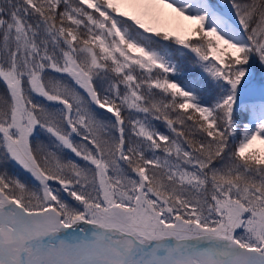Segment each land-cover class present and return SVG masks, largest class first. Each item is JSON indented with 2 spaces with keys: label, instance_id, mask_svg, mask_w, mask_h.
<instances>
[{
  "label": "snow or ice",
  "instance_id": "obj_1",
  "mask_svg": "<svg viewBox=\"0 0 264 264\" xmlns=\"http://www.w3.org/2000/svg\"><path fill=\"white\" fill-rule=\"evenodd\" d=\"M0 264H264V0H0Z\"/></svg>",
  "mask_w": 264,
  "mask_h": 264
},
{
  "label": "trees",
  "instance_id": "obj_2",
  "mask_svg": "<svg viewBox=\"0 0 264 264\" xmlns=\"http://www.w3.org/2000/svg\"><path fill=\"white\" fill-rule=\"evenodd\" d=\"M0 88H2V86H0Z\"/></svg>",
  "mask_w": 264,
  "mask_h": 264
}]
</instances>
